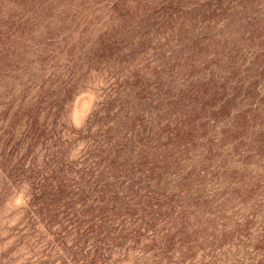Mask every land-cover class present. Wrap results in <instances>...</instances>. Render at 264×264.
<instances>
[{
	"label": "rangeland",
	"instance_id": "1",
	"mask_svg": "<svg viewBox=\"0 0 264 264\" xmlns=\"http://www.w3.org/2000/svg\"><path fill=\"white\" fill-rule=\"evenodd\" d=\"M193 77L194 263L262 264L264 0H0V228L55 185L42 165L96 147L120 102L154 108ZM198 143L215 145L210 164ZM207 184L224 193L215 220L197 202Z\"/></svg>",
	"mask_w": 264,
	"mask_h": 264
},
{
	"label": "trees",
	"instance_id": "2",
	"mask_svg": "<svg viewBox=\"0 0 264 264\" xmlns=\"http://www.w3.org/2000/svg\"><path fill=\"white\" fill-rule=\"evenodd\" d=\"M181 84H168L154 108L144 106L139 92L120 102L82 161L63 152L42 165L39 173L52 172L55 185L38 186L22 219L0 228V264H195L196 144L194 131L185 132L194 114L186 105L194 84L178 90ZM113 94L112 104L119 93ZM214 146L197 144L199 163L210 164ZM207 175L206 169L201 178ZM201 185L195 193L208 186ZM215 187L197 201L213 207L212 220L222 210L216 194H224ZM3 230L8 235L2 238Z\"/></svg>",
	"mask_w": 264,
	"mask_h": 264
}]
</instances>
